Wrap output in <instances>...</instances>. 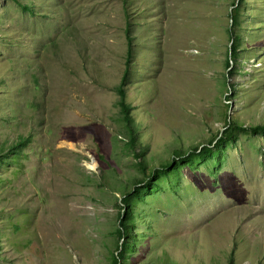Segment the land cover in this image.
Listing matches in <instances>:
<instances>
[{"label":"rangeland","instance_id":"rangeland-1","mask_svg":"<svg viewBox=\"0 0 264 264\" xmlns=\"http://www.w3.org/2000/svg\"><path fill=\"white\" fill-rule=\"evenodd\" d=\"M256 126L264 0H0V264H264Z\"/></svg>","mask_w":264,"mask_h":264},{"label":"trees","instance_id":"trees-1","mask_svg":"<svg viewBox=\"0 0 264 264\" xmlns=\"http://www.w3.org/2000/svg\"><path fill=\"white\" fill-rule=\"evenodd\" d=\"M233 6H235V4ZM236 6H238V3ZM238 12H239V9L236 7V9H234V13L231 14V19L233 20V25H232L233 27L239 25V13ZM233 31L234 30H232V34H233ZM234 35H235L233 37L234 41L231 45V53H232L231 59H234L236 57L237 48L240 45V37L238 35L236 36V34H234ZM127 37H128V39H130L129 35ZM128 45H129V43H128ZM227 65L230 66V62H227ZM232 73L233 72H229V75H232ZM126 76H127V73H125L123 75V77L121 79V83L119 86L116 87V90H117V93L119 95L118 103L120 106V111H121L122 116H123V120H124L126 125H130V114H129L130 106L125 103V93H124V89H123V86L125 85V81H126ZM261 128L264 129V126L263 127H261V126L252 127L254 132L258 131ZM234 129L245 130V128L242 125L236 124V125L232 126V128L230 130L225 132V136H229V135L233 134ZM208 150H209V148H206V151H208ZM124 196H125V198L123 200V203L126 206L127 210H126L125 214H122V216L125 218L124 219L122 218L123 220L120 221L119 228L117 229V233H119V238L126 241V239L128 240V237H129V234H128L129 227L128 226L130 225V222H131V218H130L131 208L129 207L130 206L129 205L130 199L129 198L127 199L126 195H124ZM126 246H127V242H126V244L122 243L120 246V250L123 251V249H125ZM122 256H123V254L120 252L119 255L113 257L112 264H119V258H121Z\"/></svg>","mask_w":264,"mask_h":264}]
</instances>
